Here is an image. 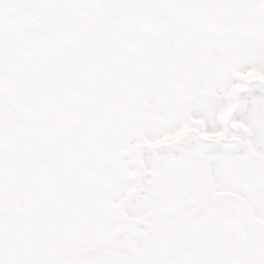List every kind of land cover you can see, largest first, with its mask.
<instances>
[{
	"label": "snow or ice",
	"instance_id": "obj_1",
	"mask_svg": "<svg viewBox=\"0 0 264 264\" xmlns=\"http://www.w3.org/2000/svg\"><path fill=\"white\" fill-rule=\"evenodd\" d=\"M0 264H264V0H0Z\"/></svg>",
	"mask_w": 264,
	"mask_h": 264
}]
</instances>
